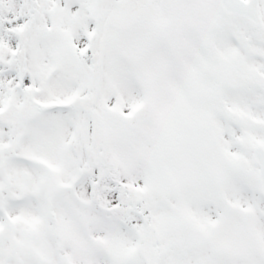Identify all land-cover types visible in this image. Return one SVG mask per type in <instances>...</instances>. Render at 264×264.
<instances>
[{
	"label": "snow or ice",
	"instance_id": "obj_1",
	"mask_svg": "<svg viewBox=\"0 0 264 264\" xmlns=\"http://www.w3.org/2000/svg\"><path fill=\"white\" fill-rule=\"evenodd\" d=\"M0 264H264V0H0Z\"/></svg>",
	"mask_w": 264,
	"mask_h": 264
}]
</instances>
